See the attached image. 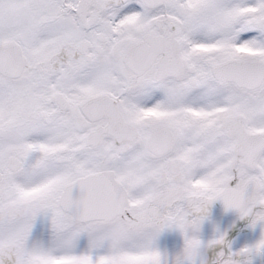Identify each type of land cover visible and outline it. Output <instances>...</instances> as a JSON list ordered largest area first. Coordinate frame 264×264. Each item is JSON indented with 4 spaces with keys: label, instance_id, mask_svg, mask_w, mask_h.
Masks as SVG:
<instances>
[{
    "label": "snow or ice",
    "instance_id": "1",
    "mask_svg": "<svg viewBox=\"0 0 264 264\" xmlns=\"http://www.w3.org/2000/svg\"><path fill=\"white\" fill-rule=\"evenodd\" d=\"M217 200L264 250V0H0V264H197Z\"/></svg>",
    "mask_w": 264,
    "mask_h": 264
},
{
    "label": "flooded vegetation",
    "instance_id": "2",
    "mask_svg": "<svg viewBox=\"0 0 264 264\" xmlns=\"http://www.w3.org/2000/svg\"><path fill=\"white\" fill-rule=\"evenodd\" d=\"M234 216V221L230 224L229 218ZM251 222L250 217L241 218L240 214L236 210L224 211L219 204L214 201L208 208L206 218L201 222L199 231L196 233L201 240L202 246L199 250L197 257V264L203 259L205 264H213L217 255L223 251L226 254L229 252H239L241 249H230L229 244L227 246V239L229 235H234L242 230L244 226ZM46 225L50 226L49 220L46 221ZM40 229L36 228L34 233H31L30 239L36 242L47 243L50 239V227ZM45 232V233H44ZM223 236V242L220 244H213L209 246V242ZM87 241L83 238L79 241L80 246H85ZM154 247L160 253H163L169 247H176L174 254L168 258L169 264L174 260L175 256L182 252L184 247V236L175 227L163 229L154 240ZM247 256V255H246ZM239 256L236 259H247L252 261L253 259L262 260L263 252H252L247 257Z\"/></svg>",
    "mask_w": 264,
    "mask_h": 264
},
{
    "label": "rangeland",
    "instance_id": "3",
    "mask_svg": "<svg viewBox=\"0 0 264 264\" xmlns=\"http://www.w3.org/2000/svg\"><path fill=\"white\" fill-rule=\"evenodd\" d=\"M234 216L229 218L230 224L234 221ZM48 219L44 216H38L36 220L34 221L32 233L36 231V228L44 229L47 228L49 225H46V221ZM50 227V226H49ZM244 230L234 234L229 235V239H227V246L229 244L230 249H242L245 247H251L255 244L256 241L259 240L262 234V226L257 224L255 227L251 226V222L247 223L244 226ZM45 233V232H44ZM50 235V232H48ZM85 239L87 241V238L85 236H82L80 240ZM263 252V259H253L252 261L247 257V259H238L240 261V264H264V250Z\"/></svg>",
    "mask_w": 264,
    "mask_h": 264
},
{
    "label": "water",
    "instance_id": "4",
    "mask_svg": "<svg viewBox=\"0 0 264 264\" xmlns=\"http://www.w3.org/2000/svg\"><path fill=\"white\" fill-rule=\"evenodd\" d=\"M216 202L219 204L220 207L223 208L224 211H231V210H233V209H226L225 206L223 205V203L221 201H219V200H217ZM175 249H176V247H169L163 253H161L162 254V257L166 255L167 258H170L174 254L173 252H174Z\"/></svg>",
    "mask_w": 264,
    "mask_h": 264
}]
</instances>
